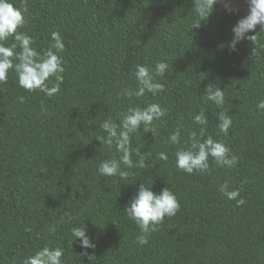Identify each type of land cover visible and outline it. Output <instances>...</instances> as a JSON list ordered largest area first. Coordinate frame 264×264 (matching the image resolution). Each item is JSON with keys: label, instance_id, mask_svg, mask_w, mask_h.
<instances>
[{"label": "trees", "instance_id": "trees-1", "mask_svg": "<svg viewBox=\"0 0 264 264\" xmlns=\"http://www.w3.org/2000/svg\"><path fill=\"white\" fill-rule=\"evenodd\" d=\"M230 1L217 0L191 29L195 0H27L28 22L20 31L41 51L58 31L65 72L52 97L20 87L14 71L0 84V264H21L44 246L64 249L65 264H264V110L257 108L264 100V29L255 44L222 55L233 26L248 14L227 11ZM254 47L261 49L256 55ZM161 61L170 68L156 77L163 92L119 96L138 87L136 65L154 69ZM208 86L224 91L223 106L205 100ZM150 103L167 111L154 121L156 135L143 126L132 134L145 167L124 169L126 179L100 176L99 164L120 153L97 138L107 135L99 125L109 117L119 123L129 107ZM202 108L204 126L193 121ZM221 111L233 121L226 136L217 135ZM177 127L181 145L191 130L204 127L231 148L238 164L222 168L210 158L208 173L181 171L178 146L167 143ZM160 152L167 161L158 159ZM225 179L230 190L243 184L244 205L219 192ZM141 183L157 193L169 187L181 204L145 245L136 242L140 230L124 210ZM83 225L95 248L73 240L72 228Z\"/></svg>", "mask_w": 264, "mask_h": 264}, {"label": "clouds", "instance_id": "clouds-1", "mask_svg": "<svg viewBox=\"0 0 264 264\" xmlns=\"http://www.w3.org/2000/svg\"><path fill=\"white\" fill-rule=\"evenodd\" d=\"M217 0H195V13L191 24V29L199 28L201 21L207 18L214 8ZM248 14L237 21L233 26V38L230 48L235 51L237 45L247 39L253 44L257 41V26L260 30L264 29V0H248ZM227 11L232 12L230 3H225ZM29 15L27 0H21L19 6L14 0H0V84L6 83L9 73L14 71L18 84L26 91L32 92L39 90L47 97H52L60 91L63 83L65 72L63 52L66 45L58 31L51 33V43L45 50H37L35 38L28 35L20 29L26 25ZM14 42H9V38ZM261 49L254 47L251 54L256 55ZM167 62H157L152 69L147 65H136L135 78L138 83L136 89H124L119 93L121 97H142L146 92L153 96L165 90V84L158 82L156 77H163L169 70ZM54 77V80L52 79ZM51 85V86H50ZM206 101H211L217 106H223L225 103V94L220 87L206 89ZM21 103L25 97H19ZM257 108L264 110V100H260ZM42 113L47 114V109L41 106ZM166 109L162 108L159 103H150L144 107H129L122 118L117 123L111 117L105 119L99 127L105 132L106 136L97 138L103 145L120 153L119 158H110L103 160L98 167L100 176L113 177L119 176L126 179L128 171L145 167V158L140 149H133L131 145L132 134L136 133L143 126V132L152 131L156 135L154 121L160 120L165 114ZM218 131L219 136L223 133L228 134L229 128L233 121L227 111H221L218 114ZM195 124L204 126L208 123V116L202 108L194 115ZM205 136L207 138L205 139ZM167 143L177 145L175 152L176 167L181 171L189 174L208 173L211 171L210 158L219 167L234 168L238 164V157L232 154L231 148L222 140H216L211 135H206L204 127H201L199 133L191 130L188 142L181 145V128L177 127L169 136ZM135 154L136 159H133ZM158 159L167 161L168 154L160 152ZM123 166V168H122ZM219 192L228 200H235L237 206H242L246 200L240 196L243 190V184L240 188L230 190L228 179L220 182ZM181 208L178 196L169 188L165 187L160 192L152 190V184L141 183L138 191L134 194L131 203L124 209L129 219L133 220L140 230L136 238L139 245L148 243L149 236L157 231V226L164 223L165 217L175 216ZM71 220V217H69ZM64 222V218H61ZM56 225L48 228L50 234H54ZM73 240L80 238L81 246L87 250L95 248L96 245L92 238L87 234V229L82 227L72 228ZM81 255H87L85 251ZM64 249L59 246H44L35 251L34 254L27 256L21 264H65L63 259ZM93 256H89L92 260Z\"/></svg>", "mask_w": 264, "mask_h": 264}, {"label": "rangeland", "instance_id": "rangeland-1", "mask_svg": "<svg viewBox=\"0 0 264 264\" xmlns=\"http://www.w3.org/2000/svg\"><path fill=\"white\" fill-rule=\"evenodd\" d=\"M231 4L232 7L234 8H237V9H240L241 11H244V12H247L249 11V5H248V0H232L229 2ZM260 29V26L258 25L255 32L257 33ZM248 40L245 39L244 41L240 42L238 45H237V48L235 51H233L231 48H230V43L228 44V48L225 50V52L222 54V55H230V54H234V53H237L241 48H242V45L244 43H246Z\"/></svg>", "mask_w": 264, "mask_h": 264}]
</instances>
